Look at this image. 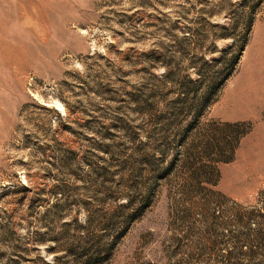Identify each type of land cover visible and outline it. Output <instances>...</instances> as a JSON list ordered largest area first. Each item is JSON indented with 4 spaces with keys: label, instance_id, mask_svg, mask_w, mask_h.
<instances>
[{
    "label": "rangeland",
    "instance_id": "obj_1",
    "mask_svg": "<svg viewBox=\"0 0 264 264\" xmlns=\"http://www.w3.org/2000/svg\"><path fill=\"white\" fill-rule=\"evenodd\" d=\"M249 10L231 76L182 108L178 84ZM223 123L247 134L200 190L189 167ZM81 251L99 253L92 264H264V0H0V264H81Z\"/></svg>",
    "mask_w": 264,
    "mask_h": 264
},
{
    "label": "trees",
    "instance_id": "obj_2",
    "mask_svg": "<svg viewBox=\"0 0 264 264\" xmlns=\"http://www.w3.org/2000/svg\"><path fill=\"white\" fill-rule=\"evenodd\" d=\"M245 14L247 15L243 17V28L239 32L238 37H235L232 29H226L222 25L218 26L221 32L216 35V38L232 39L231 44L222 49L216 59L210 61L203 60L202 68L192 67L198 77L197 80L193 81L184 77L183 82L178 84L176 94H178V104H182V108L193 109L195 111L200 110V106H206L210 103L217 91L231 76L245 47L252 22L251 15L254 12L249 10ZM164 68L163 75L160 78L161 82L173 80L174 74L171 73L168 65H164ZM182 99L189 100L187 102ZM242 127L244 125L240 123L214 125L213 129H211L213 132L211 136H208L206 142L200 145L201 157L205 162L200 163L198 168L193 169V167H189V171L192 170V181L197 182L200 180V190L204 189L201 187V184H206L211 187L216 185L219 176L213 164L228 163L232 160L239 141L247 134L246 131H241ZM127 205L128 203L124 206L120 205V211L127 210ZM98 254L95 253L94 257H91L87 251H81L78 258H80L81 264H92V262L95 263L96 259H98Z\"/></svg>",
    "mask_w": 264,
    "mask_h": 264
},
{
    "label": "bare ground",
    "instance_id": "obj_3",
    "mask_svg": "<svg viewBox=\"0 0 264 264\" xmlns=\"http://www.w3.org/2000/svg\"><path fill=\"white\" fill-rule=\"evenodd\" d=\"M253 77L254 75H252L251 73L250 75L244 78L245 80L243 84L238 88L240 91H236L235 96H237V98L234 97L235 99H249V95L253 87Z\"/></svg>",
    "mask_w": 264,
    "mask_h": 264
}]
</instances>
